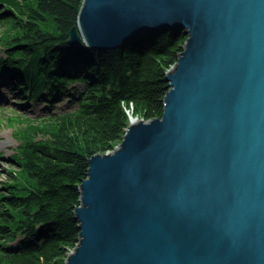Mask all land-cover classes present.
I'll return each mask as SVG.
<instances>
[{"label":"water","instance_id":"water-1","mask_svg":"<svg viewBox=\"0 0 264 264\" xmlns=\"http://www.w3.org/2000/svg\"><path fill=\"white\" fill-rule=\"evenodd\" d=\"M164 29L162 114L88 159L65 264H264V0H82L66 42Z\"/></svg>","mask_w":264,"mask_h":264},{"label":"trees","instance_id":"trees-1","mask_svg":"<svg viewBox=\"0 0 264 264\" xmlns=\"http://www.w3.org/2000/svg\"><path fill=\"white\" fill-rule=\"evenodd\" d=\"M81 1H0V76H10L20 95L53 104L67 94L70 102L14 129L15 169L0 193V264H65L78 239L73 212L88 159L121 141L128 111L161 116L166 72L186 38L164 29L111 50L71 46L67 31Z\"/></svg>","mask_w":264,"mask_h":264},{"label":"rangeland","instance_id":"rangeland-1","mask_svg":"<svg viewBox=\"0 0 264 264\" xmlns=\"http://www.w3.org/2000/svg\"><path fill=\"white\" fill-rule=\"evenodd\" d=\"M1 29L2 27H0ZM2 55L3 50L0 46V56ZM1 84L2 80L0 79ZM74 85L76 83L71 82L68 84L67 89ZM0 89V94H4V97L0 99V193H2L4 192L3 184L9 181L11 170L15 169L12 156L16 151L18 141L13 136L14 129L18 126H23L26 117L37 119L48 114L64 111L69 107L68 103L70 102L67 94H63L59 100L50 104L49 100L31 98L29 92L20 95L21 87L16 89V86H14L13 89V86L10 84L8 86H0ZM128 114L131 116L130 111H128ZM133 117L139 118L137 116ZM19 118L22 119L20 120Z\"/></svg>","mask_w":264,"mask_h":264},{"label":"bare ground","instance_id":"bare-ground-1","mask_svg":"<svg viewBox=\"0 0 264 264\" xmlns=\"http://www.w3.org/2000/svg\"><path fill=\"white\" fill-rule=\"evenodd\" d=\"M9 75H11V74H9ZM12 81H13V80L11 79V82H12ZM11 82H10V81H3L2 84H1L0 86H8V85L11 84ZM12 83H13V82H12ZM0 90H1V89H0ZM3 95H4V94H0V99L4 97Z\"/></svg>","mask_w":264,"mask_h":264}]
</instances>
